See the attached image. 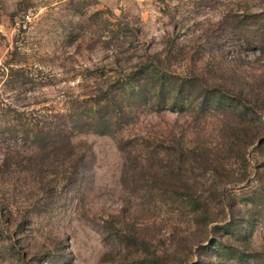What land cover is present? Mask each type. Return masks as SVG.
Listing matches in <instances>:
<instances>
[{
    "label": "rangeland",
    "instance_id": "rangeland-1",
    "mask_svg": "<svg viewBox=\"0 0 264 264\" xmlns=\"http://www.w3.org/2000/svg\"><path fill=\"white\" fill-rule=\"evenodd\" d=\"M0 264H264V0H0Z\"/></svg>",
    "mask_w": 264,
    "mask_h": 264
}]
</instances>
